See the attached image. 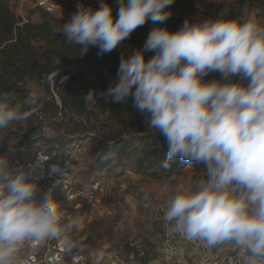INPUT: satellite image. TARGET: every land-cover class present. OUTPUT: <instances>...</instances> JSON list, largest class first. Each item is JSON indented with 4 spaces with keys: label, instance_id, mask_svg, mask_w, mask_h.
Here are the masks:
<instances>
[{
    "label": "clouds",
    "instance_id": "clouds-1",
    "mask_svg": "<svg viewBox=\"0 0 264 264\" xmlns=\"http://www.w3.org/2000/svg\"><path fill=\"white\" fill-rule=\"evenodd\" d=\"M117 3L116 16L106 0L98 9L78 3L70 20L53 31L64 34L66 45L78 46L79 56L92 47L108 53L146 22L168 20L174 0ZM146 52L155 55L146 59ZM210 72L223 80L205 81ZM58 74H49V84L57 83ZM235 76L240 80L233 82ZM95 94L89 91L86 102H95ZM101 95L112 103L131 96L133 107L148 114V129L163 135L168 147L160 169L177 159L205 166L187 186L183 177L178 180L163 221L187 241L237 249L240 255L229 264H264V25L243 11L238 19L222 13L198 23L186 20L175 32L155 27L142 49L121 58L116 82ZM40 106L36 90L23 99L0 94V130L27 120ZM30 175L0 157V264H31L21 259L25 246L82 231L87 213L63 210L54 188L37 199L38 183ZM86 239L72 247L82 251ZM46 264H61V258L47 257Z\"/></svg>",
    "mask_w": 264,
    "mask_h": 264
},
{
    "label": "rangeland",
    "instance_id": "rangeland-1",
    "mask_svg": "<svg viewBox=\"0 0 264 264\" xmlns=\"http://www.w3.org/2000/svg\"><path fill=\"white\" fill-rule=\"evenodd\" d=\"M82 1L85 7L93 9H98L102 2ZM113 1L106 0L108 4ZM199 2L176 0V5L192 23L216 19L222 13L227 19H238L244 11L264 25L262 0H229L238 7V16L220 0V4H216L218 9L203 7ZM35 5V0H19L16 11L26 17ZM61 11L55 8L50 12L61 18ZM203 15L207 17L202 19ZM71 16L64 13L67 19ZM32 20L39 21L38 15H32ZM116 79L117 75H108L105 89H100L97 94L98 80L91 69L81 64H71L61 71V86L57 88L52 83L50 92L43 80L26 81L25 94L36 90L41 106L27 120L13 122L0 130V157L16 155L20 157L19 166H23L25 171L50 174L56 198L62 200V204L73 202L71 197L74 194L83 193L80 198L85 200L88 210L83 217L82 231L66 237L71 245L81 236H86L87 239L80 244L83 252L90 254L109 248L124 255L138 241L153 256L159 253L162 241L159 217L166 210L176 183L183 177V186H187L202 174L205 166L193 163L189 167L188 164L178 174L169 176L164 175L158 166L145 171L133 165L131 170L123 172L121 161L126 158L125 152L112 154L111 157L106 154L103 158L106 145L116 142L136 143L155 134L160 135L166 143L163 135L148 129V114L137 111L130 104V96L122 117L103 110L100 97L106 101L111 98L101 94ZM243 83L247 84V80ZM91 90H95L96 101L86 102L84 96ZM62 97H67L68 107L63 106ZM36 140L40 141L36 143ZM143 155L141 148L138 157ZM164 185H168L167 190H164ZM146 194L149 196L147 201L144 199ZM61 245L66 247L63 243Z\"/></svg>",
    "mask_w": 264,
    "mask_h": 264
},
{
    "label": "trees",
    "instance_id": "trees-1",
    "mask_svg": "<svg viewBox=\"0 0 264 264\" xmlns=\"http://www.w3.org/2000/svg\"><path fill=\"white\" fill-rule=\"evenodd\" d=\"M176 4L174 0V3L166 9L171 12L168 20L162 24L146 22L135 29L111 52L98 54L99 48L92 47L86 55L79 56L78 46L66 45L64 34L53 31L54 27L68 20L54 15L39 5H35L30 14L24 17L16 11L19 7V0H0V94L14 92L17 97L23 99L26 96L24 84L28 80H43L47 91L50 92L49 74L59 73L57 83H54L59 88L61 71L71 64H81L91 69L98 80L96 93L99 94L100 89H105L107 76L117 75L121 58L142 49L153 28L166 27L175 32L188 20ZM34 14L38 15L39 21L32 20ZM116 14L113 15L116 16ZM154 55L155 52L145 53L146 58H152ZM204 79L205 81H222L223 77L218 72H210ZM230 79L235 82L240 80V77L235 76ZM129 100L132 104L131 96ZM62 102L64 107H68L67 97H62ZM126 102L112 103L111 99L106 101L105 98L100 97L103 110L116 117H122ZM57 147L59 148L58 144ZM141 148H143L144 155L138 157ZM103 151L105 154L103 158L106 154L111 157L112 154L126 153V158L121 161L123 172L131 170L133 165L147 171L157 167L166 158L168 147L160 135L154 134L152 137L141 138L136 143L131 141L112 143L106 145ZM188 164L186 160L177 159L170 168L160 170L164 175L172 176L178 174Z\"/></svg>",
    "mask_w": 264,
    "mask_h": 264
},
{
    "label": "built area",
    "instance_id": "built-area-1",
    "mask_svg": "<svg viewBox=\"0 0 264 264\" xmlns=\"http://www.w3.org/2000/svg\"><path fill=\"white\" fill-rule=\"evenodd\" d=\"M36 4L52 11L57 8V0H35ZM69 2L70 0H61ZM223 5L227 6L235 16L239 15L237 6L231 4L229 0H220ZM110 5L113 8V14H116L119 9L117 0H114ZM13 166H19L20 157L16 155L7 156ZM30 173V178L35 179L38 183L37 199L46 192L49 188H55L53 177L50 174L38 173L27 170ZM83 193H76L71 197L73 202L62 204L63 201L54 198L59 202L61 208L72 214L87 213V205L83 197ZM81 197V198H80ZM78 206V207H77ZM163 214L160 215L159 221L162 227V241L158 249V257H152L149 250L140 242L136 241L132 244L133 248L128 250L126 254L121 255L117 251L100 250L92 253H85L80 249L73 247H62L57 239L48 240L43 243L35 242L25 246L21 253V259L29 258L31 264H46V258L50 256H58L61 258V264H68L70 260L73 264V258L77 256L75 264H97V257L102 251V259L99 264H229V258H234L240 253L237 249L228 245L217 246L214 248L206 247L202 242H192L183 239L171 224H166L163 221ZM192 248V250H190Z\"/></svg>",
    "mask_w": 264,
    "mask_h": 264
},
{
    "label": "crops",
    "instance_id": "crops-1",
    "mask_svg": "<svg viewBox=\"0 0 264 264\" xmlns=\"http://www.w3.org/2000/svg\"><path fill=\"white\" fill-rule=\"evenodd\" d=\"M198 1H200L199 3L203 7H207V8L218 9V6L216 4H220L219 0H198ZM57 3H58V6L56 9H59V11H61V10L65 11L64 12L65 15H73V13L77 11L76 5L78 3L83 4V1L82 0H71L70 2H63L61 0H57ZM62 11L60 12L61 18H65V20L69 21L70 19H67L66 17H64V13H62ZM206 17H207V15H203L201 18L204 19ZM57 241H59L60 244L61 243L65 244L66 248H68V249L72 247L71 243H69V241L65 237L58 238ZM190 250H192V248H190ZM158 256H159V254L157 253L156 255H153L152 257H158ZM68 264H72V262L70 260H68ZM88 264H92V263H88Z\"/></svg>",
    "mask_w": 264,
    "mask_h": 264
}]
</instances>
